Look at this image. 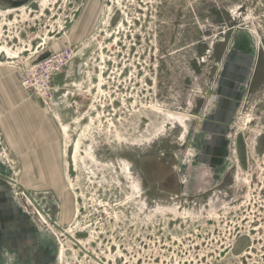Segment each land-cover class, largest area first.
<instances>
[{"label": "rangeland", "instance_id": "1", "mask_svg": "<svg viewBox=\"0 0 264 264\" xmlns=\"http://www.w3.org/2000/svg\"><path fill=\"white\" fill-rule=\"evenodd\" d=\"M251 53L264 69V0H0V73L63 129L61 190L39 174L30 196L104 264H264V89L249 100L241 84ZM55 54L69 59L44 103L22 71ZM232 70L241 100L222 132L216 86ZM221 138L214 171L202 148ZM13 191L49 264H96Z\"/></svg>", "mask_w": 264, "mask_h": 264}, {"label": "crops", "instance_id": "2", "mask_svg": "<svg viewBox=\"0 0 264 264\" xmlns=\"http://www.w3.org/2000/svg\"><path fill=\"white\" fill-rule=\"evenodd\" d=\"M9 78L7 74L0 73V149L9 159L10 169L15 170L13 175L9 174L12 171L9 172L0 154V254L4 255V264H49L46 253L52 248L44 243L37 228L23 213L20 202L13 197L15 187L5 178L13 179L28 193H33L40 182L38 175L45 174V186L60 192V183H63V178L60 179L61 159L65 156L63 129L54 112L14 85L13 81L17 79L11 77L10 83ZM222 140H215L217 144L211 148H202V156L210 154L211 159H206V164L214 171L223 162L221 153H227ZM37 205L48 213L41 204ZM47 215L64 229L61 223L63 215L58 221Z\"/></svg>", "mask_w": 264, "mask_h": 264}, {"label": "flooded vegetation", "instance_id": "3", "mask_svg": "<svg viewBox=\"0 0 264 264\" xmlns=\"http://www.w3.org/2000/svg\"><path fill=\"white\" fill-rule=\"evenodd\" d=\"M243 60L246 64H245V69L243 67L242 75L244 74L245 75L243 82L241 84H243L242 86L245 87V98L248 95L249 100H252L261 94L259 91L264 89V69H261V61L258 54L255 55L254 53H251V55H245ZM230 73H232V75L228 76L226 86L220 84V78L216 86V89L218 90V94L216 97L215 108L216 107L218 108L217 122L220 127H215V128H217L218 130L223 129V124L228 123L226 121V116L229 114V112L232 110L234 106L236 105L239 106L238 103H240L241 100L236 98V95L239 94L238 89L240 88V86H237V84L241 82L240 81L238 83V81L236 80V75H238L239 73L238 71H234V70L230 71ZM257 87L260 88L257 89ZM262 95L264 97V93ZM260 123L261 124L258 129L257 132L258 134L256 138L258 137L261 138V136L264 135V119ZM229 126L230 125H228V127ZM228 129L231 130L230 127ZM226 135L227 133L224 136ZM3 256H4L3 254H0V259Z\"/></svg>", "mask_w": 264, "mask_h": 264}, {"label": "built area", "instance_id": "4", "mask_svg": "<svg viewBox=\"0 0 264 264\" xmlns=\"http://www.w3.org/2000/svg\"><path fill=\"white\" fill-rule=\"evenodd\" d=\"M68 59H63L62 55L55 54L32 64L22 71L21 87L32 91V93L46 103L52 98L53 89L51 88V82L53 77L64 68ZM58 61L60 63L57 65ZM25 197L27 196L25 195Z\"/></svg>", "mask_w": 264, "mask_h": 264}, {"label": "water", "instance_id": "5", "mask_svg": "<svg viewBox=\"0 0 264 264\" xmlns=\"http://www.w3.org/2000/svg\"><path fill=\"white\" fill-rule=\"evenodd\" d=\"M5 180H7L8 183H11V184H15L31 201H33L32 197L30 196V194L23 189V187H21L20 185H17L15 182H13L12 180L10 179H7L5 178ZM34 202V201H33ZM35 203V202H34ZM36 204V203H35ZM36 207L39 209V211L46 217L47 214H45L40 208L39 206L36 204ZM47 218V217H46ZM47 220L49 221V223L53 226L54 229H56L57 231H59L60 233H62L64 235V237H66L67 239H69L70 241L73 242V244L75 246H77V248L82 252L84 253L85 255H87L90 259H92L96 264H104L100 259H98L96 256H94L92 253L86 251L83 247H81V245L74 239V238H71L69 235H67L65 233V230L58 227L54 222H52L51 220H49L47 218Z\"/></svg>", "mask_w": 264, "mask_h": 264}, {"label": "bare ground", "instance_id": "6", "mask_svg": "<svg viewBox=\"0 0 264 264\" xmlns=\"http://www.w3.org/2000/svg\"><path fill=\"white\" fill-rule=\"evenodd\" d=\"M183 125L185 126L186 125V123H183ZM186 128V127H185ZM9 179V178H8ZM11 180V179H10ZM14 182V181H13ZM11 184V183H10ZM17 184V183H16ZM11 185H13V186H15V187H17L15 184H11ZM28 198V197H27ZM29 199V198H28ZM29 201L34 205V207H36V202L34 203L33 201H31L30 199H29ZM36 209L38 210V212L40 213V215L45 219V221L51 226V227H53L50 223H49V221L47 220V218L50 220V218L48 217V215L45 217L40 211H39V209L36 207ZM44 212V211H43ZM45 213V212H44ZM46 214V213H45ZM56 230V229H55ZM58 233H60L59 231H57ZM65 233L67 234V233H69L68 231H65ZM60 234H62V233H60ZM63 235V234H62ZM68 235V234H67ZM64 236V235H63ZM70 236V235H69ZM71 237V236H70ZM71 238H73V237H71ZM67 239V238H66ZM67 240H69V239H67ZM70 241V240H69ZM72 244H73V242L72 241H70ZM80 244V243H79ZM74 245V244H73ZM77 247V246H76ZM81 247H83L82 245H81ZM84 248V247H83ZM78 249V248H77ZM85 249V248H84ZM79 250V249H78ZM86 250V249H85ZM80 251V250H79ZM87 251V250H86ZM89 252V251H88ZM84 254V253H83ZM85 255V254H84ZM86 256V255H85Z\"/></svg>", "mask_w": 264, "mask_h": 264}]
</instances>
